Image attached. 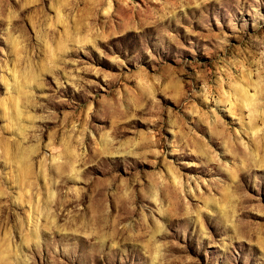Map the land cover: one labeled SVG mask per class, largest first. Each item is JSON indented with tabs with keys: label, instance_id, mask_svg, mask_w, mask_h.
I'll list each match as a JSON object with an SVG mask.
<instances>
[{
	"label": "rangeland",
	"instance_id": "1",
	"mask_svg": "<svg viewBox=\"0 0 264 264\" xmlns=\"http://www.w3.org/2000/svg\"><path fill=\"white\" fill-rule=\"evenodd\" d=\"M0 264H264V0H0Z\"/></svg>",
	"mask_w": 264,
	"mask_h": 264
}]
</instances>
